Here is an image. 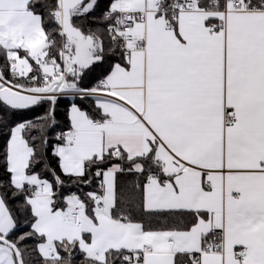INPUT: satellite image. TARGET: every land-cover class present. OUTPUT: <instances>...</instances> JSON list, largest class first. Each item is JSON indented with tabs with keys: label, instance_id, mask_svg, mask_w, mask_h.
Returning a JSON list of instances; mask_svg holds the SVG:
<instances>
[{
	"label": "snow or ice",
	"instance_id": "6c2138e0",
	"mask_svg": "<svg viewBox=\"0 0 264 264\" xmlns=\"http://www.w3.org/2000/svg\"><path fill=\"white\" fill-rule=\"evenodd\" d=\"M0 264H264V0H0Z\"/></svg>",
	"mask_w": 264,
	"mask_h": 264
}]
</instances>
